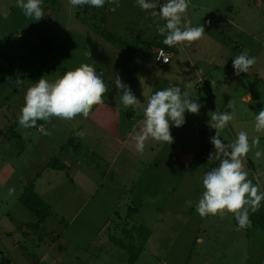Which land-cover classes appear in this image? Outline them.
Here are the masks:
<instances>
[{
	"label": "rangeland",
	"instance_id": "obj_1",
	"mask_svg": "<svg viewBox=\"0 0 264 264\" xmlns=\"http://www.w3.org/2000/svg\"><path fill=\"white\" fill-rule=\"evenodd\" d=\"M42 8L44 18L36 21L23 14L16 0H0V263L131 264L130 257L136 256L133 264H264V230L239 229L232 213L201 217L195 210L204 191L202 178L218 161L187 162L189 167L200 163L203 169L185 177L174 193L164 194V207L158 209L160 204L140 203L142 195L124 191L130 188H96L95 164L102 163L90 154V143L77 142L78 117L70 121L51 117L32 128L18 121L26 91L40 78L53 82L82 64L95 71L103 64L98 49L106 43L102 33L129 43L124 46L126 55L137 48L136 57L150 59L155 68L146 80L155 88L175 77L183 83L206 77L209 62L215 59L223 60L227 71L234 70L232 59L247 52L256 64L240 74L238 92L245 98L240 105L252 110L258 102L257 114L264 108V0H189L184 23L203 25L205 36L172 47L163 43L167 33L158 31L165 21L141 10L135 0H108L104 9L73 7L69 0H43ZM46 39L53 46L49 55L40 48ZM157 49L171 53L176 61L186 52L194 67L184 61L174 72L160 71L154 64ZM118 55L125 61L124 54ZM197 58L205 61L204 67L199 64L204 73ZM107 62L116 65L112 59ZM115 73L111 69L108 74ZM226 73L217 72L228 79ZM28 76L37 80L30 81ZM112 83L110 94L114 95L117 89ZM137 98L142 102V93ZM249 115L247 119H252L246 127H254V116ZM41 125L43 131L38 133ZM252 135L260 143L244 158L245 170L248 179L264 190V156H254L255 151L264 150V132L254 130ZM53 160L65 161L68 168H49ZM76 169L81 172L73 178ZM29 185L50 204L40 226L35 224L38 218L18 201ZM147 234L150 238L143 245ZM111 238L124 242L130 251L113 247Z\"/></svg>",
	"mask_w": 264,
	"mask_h": 264
},
{
	"label": "clouds",
	"instance_id": "obj_2",
	"mask_svg": "<svg viewBox=\"0 0 264 264\" xmlns=\"http://www.w3.org/2000/svg\"><path fill=\"white\" fill-rule=\"evenodd\" d=\"M69 3L73 7L89 5L95 9H104L108 0H69ZM16 4L26 17L36 21L44 18L43 0H16ZM135 4L152 17L165 21L158 31L162 35L167 33L163 43L169 47L199 41L205 36L203 25L193 27L184 23L189 0H135ZM255 64L256 58L247 52H241L232 59L237 76L247 73ZM190 86L185 84L183 90L180 86H168L154 92L147 99L143 110V128L135 137L137 151L144 150L145 141L149 137L172 144L170 127H182L186 122V113L199 114L202 105L187 91ZM115 88L122 93L121 102L124 106L137 107L142 104L130 86L122 82L118 73L115 74ZM107 92L108 86L104 80L87 64L66 72L53 82L42 77L25 93L19 124L32 128L37 127V121H46L51 117L68 121L86 117L93 106L104 103ZM245 111L253 114L249 108ZM253 115L255 131L264 132V108ZM234 116L233 111L211 113L207 126L215 130V135L210 138L213 151L209 153L208 159L219 163L205 172L202 178L204 191L195 210L201 217L232 213L237 227L244 229L251 226L249 211L255 212L264 202V190L248 179L244 162L248 153L258 148L260 140L257 136L250 143L248 133L240 131L233 142H225L221 131L228 127ZM254 156L261 158L264 150L255 151ZM12 192L10 189L9 194Z\"/></svg>",
	"mask_w": 264,
	"mask_h": 264
},
{
	"label": "crops",
	"instance_id": "obj_3",
	"mask_svg": "<svg viewBox=\"0 0 264 264\" xmlns=\"http://www.w3.org/2000/svg\"><path fill=\"white\" fill-rule=\"evenodd\" d=\"M98 49L103 64L96 71L105 83L108 82L109 91L105 94L103 104L93 106L86 117H78L79 123L76 127L79 145L84 146V144L90 143L92 145L88 147L90 154L102 163V166L97 162L95 164L96 170H98L96 188L110 186L114 191L130 188L124 191L130 194L142 195L141 197L144 198L140 203L149 201L151 204H160L158 209H163L165 204L163 195L174 193L181 186L185 177L189 176L190 173L195 174L203 169V165L200 163H195L189 167L187 162H195L196 159L201 162L209 161L208 155L213 151L210 138L215 135V130L207 126L212 112L233 111L235 113L234 119L228 127L221 131V137L225 142H233L240 131H246L248 135H251L249 136L251 140L256 137L252 135L255 130L253 125L252 127H246L247 122L252 119H247V114H250L249 116H252V114L245 111L244 107L240 105L245 99L244 93L239 95L238 92L242 77L241 75H235L234 70L227 71L223 60L217 61L215 59L213 62H209L206 77L199 78L194 82H191L190 79L187 83H183L176 80L175 77L172 80L162 81L155 88L149 80H146L148 75V77L152 76L155 68L151 65L150 59L143 60L136 57L137 54L134 53L127 58L123 56L125 61H120L118 54L121 56L123 54L108 43L101 44ZM193 49L191 47V51ZM169 54L171 58L168 64L158 66L154 63L160 71L174 72L179 64L184 61L190 64L191 68L194 67L193 63L188 60L186 52L181 55L182 57L177 58V61L174 60L171 53ZM192 55L194 54L192 53ZM192 57L196 58L195 56ZM109 59L115 61L116 65L112 67L107 65ZM196 61L198 68H200L199 64L204 67L205 61L198 58ZM111 69L116 71L115 74L118 73L123 82L130 86L136 97L142 93L141 105L126 107L121 102L122 93L119 90H116L114 95L110 94L113 87L112 81L115 82V75L112 77L108 74ZM124 70L127 72L125 75L123 74ZM194 70L197 72V67ZM200 70L202 71L201 68ZM219 70H224L229 75L228 79L224 78L226 81L218 76L217 72ZM155 77L157 78V75ZM199 80L202 82L198 83ZM185 84L191 85L187 88V91L202 105L199 114L186 113V122L182 127H170L173 137L172 144L159 142L149 137L145 141L144 150L142 152L137 151L135 137L143 128V110L146 107L147 99L154 92L168 86H180L183 90ZM201 85L203 90L200 88ZM246 97L250 100L252 98L249 93ZM258 105V102L255 103V106L250 110L253 114L258 109ZM61 164L64 167L66 166L65 169L68 168L65 161ZM76 164L78 167L81 166L78 161ZM80 172V169H76L73 178ZM134 178H137L138 181L133 182L132 179ZM190 182H187L188 185ZM46 203L49 204L48 201ZM109 242L113 247L118 248L111 242V239ZM109 250L112 251L113 249Z\"/></svg>",
	"mask_w": 264,
	"mask_h": 264
},
{
	"label": "trees",
	"instance_id": "obj_4",
	"mask_svg": "<svg viewBox=\"0 0 264 264\" xmlns=\"http://www.w3.org/2000/svg\"><path fill=\"white\" fill-rule=\"evenodd\" d=\"M94 28V32L97 34H100V32L95 28ZM102 37L105 40L106 43L112 45L113 47H115L116 49H118L122 54H124L126 57H130L132 56L137 50V48H135L133 50V52L131 54L128 55L125 54L124 50V46L128 45L129 43L125 42V41H118V39H116L112 34H105L102 33ZM52 43L49 39H46L41 45L40 48L42 50H44L47 55H49V51L52 49ZM67 71H64L63 74H65ZM28 80L30 81H36L37 79L33 76H28L27 77ZM49 168L53 169V170H64L65 167L63 164H61L59 161L57 160H53L49 163ZM18 201L24 206L25 209H27L29 212H31L35 217H37V222L35 223L36 226H40L41 223L43 222L44 218H45V213L46 211L49 210V206L45 201H42L39 196L36 194L34 187L29 185L27 186L23 193L18 197ZM250 221H251V226L255 229L258 230H264V204H261V206L259 207L258 210H256L255 212H253L250 216ZM149 238V234H147V236L143 239V245L146 243V241ZM111 242L117 246L118 248L124 250L125 252H129V246L126 245L124 242L122 241H118L117 239H113L111 238ZM136 256H131L130 257V263L133 264V262L135 261ZM0 264H4V262H1Z\"/></svg>",
	"mask_w": 264,
	"mask_h": 264
},
{
	"label": "built area",
	"instance_id": "obj_5",
	"mask_svg": "<svg viewBox=\"0 0 264 264\" xmlns=\"http://www.w3.org/2000/svg\"><path fill=\"white\" fill-rule=\"evenodd\" d=\"M170 58H171L170 54L163 49H157L154 54V61H155V64L158 66H163V65L168 64L170 61ZM201 82H202L201 80L198 81V83H201ZM42 131H43V127L41 130L40 126H38L37 132L39 133Z\"/></svg>",
	"mask_w": 264,
	"mask_h": 264
}]
</instances>
